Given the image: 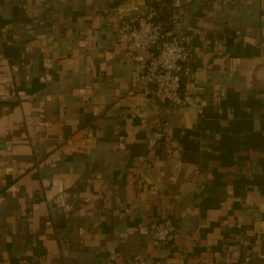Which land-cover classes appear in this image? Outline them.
Listing matches in <instances>:
<instances>
[{"label":"crops","instance_id":"0c3cea01","mask_svg":"<svg viewBox=\"0 0 264 264\" xmlns=\"http://www.w3.org/2000/svg\"><path fill=\"white\" fill-rule=\"evenodd\" d=\"M146 2L0 0V264H264V0L156 4L189 33L179 108L132 91L116 41ZM84 127L88 152L58 144Z\"/></svg>","mask_w":264,"mask_h":264},{"label":"built area","instance_id":"2783aa9c","mask_svg":"<svg viewBox=\"0 0 264 264\" xmlns=\"http://www.w3.org/2000/svg\"><path fill=\"white\" fill-rule=\"evenodd\" d=\"M147 1L140 7L116 10V41L125 45L133 66L135 81L132 91L151 95L160 102L179 108L186 102L183 77L191 75L189 33L186 28L175 25L174 20L173 25H167L158 19L157 5L162 0ZM92 135V129L84 127L68 134H58L57 142L69 153L88 152L92 146ZM158 142L166 146L170 155L176 152L165 122L156 123L152 130L149 144ZM86 201L84 198L83 202ZM115 201L119 203L117 196ZM149 228L152 244L156 246L170 242L176 231L175 223L169 217L150 222ZM108 258L114 261L121 256L111 252ZM34 259L41 260V257L35 256ZM139 259L138 256L134 258ZM25 262L26 259H22V263Z\"/></svg>","mask_w":264,"mask_h":264}]
</instances>
